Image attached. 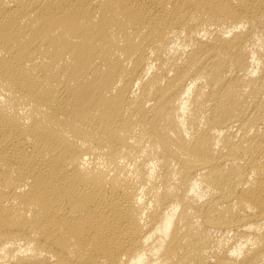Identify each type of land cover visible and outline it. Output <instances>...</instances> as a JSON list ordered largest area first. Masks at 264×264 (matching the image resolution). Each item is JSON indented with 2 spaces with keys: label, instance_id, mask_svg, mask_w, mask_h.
Segmentation results:
<instances>
[{
  "label": "bare ground",
  "instance_id": "6f19581e",
  "mask_svg": "<svg viewBox=\"0 0 264 264\" xmlns=\"http://www.w3.org/2000/svg\"><path fill=\"white\" fill-rule=\"evenodd\" d=\"M0 264H264V0H0Z\"/></svg>",
  "mask_w": 264,
  "mask_h": 264
}]
</instances>
